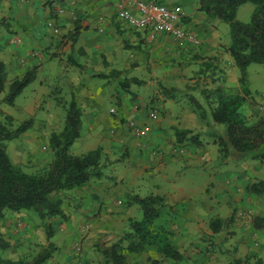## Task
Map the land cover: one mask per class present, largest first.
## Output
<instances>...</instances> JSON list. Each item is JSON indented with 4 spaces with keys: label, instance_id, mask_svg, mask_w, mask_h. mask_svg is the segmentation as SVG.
Instances as JSON below:
<instances>
[{
    "label": "crops",
    "instance_id": "crops-1",
    "mask_svg": "<svg viewBox=\"0 0 264 264\" xmlns=\"http://www.w3.org/2000/svg\"><path fill=\"white\" fill-rule=\"evenodd\" d=\"M120 1L4 0L0 3V20L4 16L8 19L7 23L0 21V62L14 77L38 66L32 83L39 81L42 73L49 89L54 84L69 90L70 101L74 99L82 111L81 136L75 142L84 139L81 145L88 148L79 155L97 148L102 152V177L93 178L85 188L74 191L72 200L77 205L71 211L64 207L69 217L67 221L72 224L76 223L75 218L91 216V239L84 242V251L90 247L93 250L91 256L81 257L83 262L79 264H104L101 249L117 240L102 244L100 237L105 233L121 237L119 235L130 232L131 219L143 216L135 197L163 198L164 207L154 227L167 233L180 252L184 253L182 250H187L197 235L214 239L219 232L213 233L211 222L218 218L223 220L221 231H224L233 214L222 218L217 215L218 211L217 214L213 211L208 186L213 183L212 188L221 189L231 201H238L241 198L236 189L243 184L245 194L253 196L247 191V185L259 178L262 171L261 164L248 165L247 160L253 154L232 155L227 160L221 159L222 181L215 177L199 187L193 183V178L181 176L193 173L197 167L204 169L220 156L215 140L217 133L224 135V128L216 125L212 112L207 116L208 110L204 109L205 105L209 110L211 105L217 106V98L212 94L205 100L202 89L220 88L227 97L241 91L239 68L227 50L231 38L219 28L225 22L208 18L199 11L200 0H156L169 7L183 8L184 27L194 31L202 43L195 46L164 34L149 42L146 32L136 31L118 18ZM76 27L80 32L75 36ZM13 39L17 48L10 52L8 41ZM60 44L67 54L62 63H59L61 57L54 54V47ZM47 47L50 50L41 53ZM113 77L119 83L125 78L143 81L142 85H136L143 95L155 93L161 98L158 90L164 85L173 87L184 97L180 94L177 98L174 93L173 99L155 102L166 113L148 123L146 113L133 107V103L145 104L147 97L132 102L123 90L119 96H113ZM250 79L248 88L253 95L254 82ZM133 88L130 86V90ZM196 93L206 104L195 98ZM251 100L247 99L242 112L248 106L254 110ZM194 101L202 105L203 117L193 108ZM114 108L122 113L120 124L112 123ZM128 122L148 129L138 137L129 130ZM176 130L191 133L179 142ZM231 204L233 208V202ZM130 241H124L122 247ZM218 245L222 247L221 242ZM71 248L74 255V245ZM124 256L123 264L185 262L173 263L154 246H146L138 253L126 252ZM78 260L75 259V263L68 260L65 264H77Z\"/></svg>",
    "mask_w": 264,
    "mask_h": 264
},
{
    "label": "trees",
    "instance_id": "trees-1",
    "mask_svg": "<svg viewBox=\"0 0 264 264\" xmlns=\"http://www.w3.org/2000/svg\"><path fill=\"white\" fill-rule=\"evenodd\" d=\"M246 3H252L255 8L250 21L244 23L237 20V11ZM199 11L205 13L208 18H217L230 25L231 43L227 50L240 71L239 94L227 97L220 88L203 92L207 98L212 94L217 98V106L210 107L213 122L224 128V135L217 133L215 140L219 146L220 157L227 160L232 155L253 154L252 157L264 161V118L259 117L251 121L241 111L251 94L247 69L251 64H264V0H200ZM79 32V27H76L74 35ZM36 74L37 67H34L11 82L5 96L7 104L15 103L16 98L35 80ZM5 81V64L0 62V94L6 89ZM132 84L142 85L143 81L125 78L120 82L123 91L135 101L137 94L130 90ZM195 107L203 117L205 111L202 105L196 102ZM7 118L11 120L10 117ZM33 123L34 120L30 118L10 129L0 120V219H3L8 211L34 212L43 223L47 239L50 241L55 235L51 221L59 218L68 220L64 209L65 201L72 199L74 191L85 188L91 179L102 177V152L100 148L82 155L70 152L75 140L81 136L83 125L82 111L73 99L69 104L62 131L54 132L50 136V162L35 173H28L13 162L7 152L6 142L30 130ZM189 133L191 132L186 130H176L177 141L182 142ZM247 191L264 203V180L250 182ZM135 200L141 207L143 216L141 219H131L130 232L124 237H119L110 247L101 249L104 264H123L124 253H138L146 246L156 247L158 252L173 263L186 261L187 257L175 247L168 234L163 230H155L154 223L161 216V209L164 207L163 198L147 196L135 197ZM222 224V220L211 222L213 233L220 232ZM252 225L255 230L264 232V212L252 218ZM126 239L131 241L123 248L121 244ZM10 247V242L0 234V264H26L22 259L3 257V252ZM54 249V244L50 242L32 264H45L52 257ZM240 263L237 261V264ZM253 264H264V261L257 259Z\"/></svg>",
    "mask_w": 264,
    "mask_h": 264
},
{
    "label": "rangeland",
    "instance_id": "rangeland-1",
    "mask_svg": "<svg viewBox=\"0 0 264 264\" xmlns=\"http://www.w3.org/2000/svg\"><path fill=\"white\" fill-rule=\"evenodd\" d=\"M3 1L4 0H0V3ZM254 8L255 6L252 3L241 5L237 11V20L244 23L249 22ZM2 20L3 23H7L8 19L4 16ZM219 28L222 34L230 36V25L228 23H223ZM8 43L10 52L17 48L15 39H13V41H8ZM63 47L64 46L61 44L54 47V54L61 57L59 58V63L65 61L67 57V54L62 51ZM47 50H50V47L42 49L41 53ZM8 66L9 65H7V67ZM35 67L38 69V66ZM247 71L248 76L251 78L250 81L254 82L251 87L254 94L248 96V100L249 98L252 99L250 102L253 103L254 110L248 106V109L243 112V115L252 121L259 117L264 118V64H251ZM5 72L6 89L0 94V120L5 122L6 126L10 129L16 128L24 120L30 118L34 120L33 127L30 130L20 135L18 138L6 142L7 152L16 165L20 166L28 173H35L50 162L52 156L49 141L50 136L54 132L62 131L67 110L72 100L70 101L69 90L61 88L59 85L52 84L51 89H49V84L47 85V82L46 84L44 83V75L41 73L40 80L27 86L24 89L25 91L17 97L15 103L9 105L5 101L8 87L15 78L22 76L25 72L16 77L11 75V72L9 74L7 68H5ZM115 77H113V82L115 84H113L114 89L112 90V95L119 96L123 87ZM45 86H47L46 89L44 88ZM131 86H134L132 91L136 92L137 100L143 96L147 97L145 104H141L140 102L137 104L133 103V107L145 112L146 115H148L149 110L156 111L158 117L160 114H165L166 111H161L159 107L154 104L155 102L173 99L174 93L177 95V98H180L179 95L182 94L176 93V89L173 87L161 85L158 90L159 94L162 95L160 98L157 97L158 94L155 93L150 95L145 93V95H143L141 88H138L135 84ZM106 87L108 86L106 85ZM257 89L260 90L258 94L255 93ZM202 90L211 92L213 89L203 88ZM124 95L132 102L134 101L131 99L130 95L125 92ZM181 97H184V95L182 94ZM195 98L202 104H206V101H202L204 99H200L199 93L195 94ZM115 99L119 100L118 97H115ZM205 100H208V98H205ZM50 102L52 103L50 104ZM107 105L106 107L108 108L109 105ZM195 105L196 102L193 103L192 106L197 110ZM204 109L209 111V113L207 111V116H209L212 108L210 107L209 110L205 105ZM32 112L35 113L33 114ZM43 112H46V114ZM7 116L10 117L11 120H9ZM121 116V111L114 108L111 113L112 123L120 124L121 120H123ZM127 127L132 131L129 122ZM83 141L84 139L75 142L71 146L70 152L74 155H79L81 152L87 151L88 148H83L81 145ZM218 159L219 160L210 162L204 169L202 167H197L194 169L193 173H187L188 175L183 173L181 176L182 178L186 176L188 177L187 179L193 178V183H196L199 187H203L207 183V180H214L215 177L220 178V181H222L224 179L222 177L224 170H222L223 164L221 162L223 161L220 156ZM247 163L249 166L261 164L262 171L258 176L259 178H255L254 181L263 180L264 161L249 157ZM243 182H245L244 179ZM212 185L213 183L208 186L207 192H209V194L207 195L211 198L213 211L216 212V214L218 211L217 215L222 218H225L226 214H228L226 216L228 217L230 213L233 214V217L224 231H220L216 236H213L214 239H208L205 238V236L200 237L197 235L189 248H187V250H182L187 257V260L182 264H237V261H240V264H253L257 259H262L264 261V232L255 230L252 225V218L264 212L263 201L255 195H246L243 184L240 185V188L236 189L239 198H241L238 199V201H231L225 192L216 187L212 188ZM140 194H142L141 191ZM231 202L234 204L233 208ZM76 205L77 202L72 199H67L64 203L65 209L70 211ZM90 219L91 216H81L78 219H74L76 222L75 224L60 218L53 219L51 223L55 229V235L49 241L47 239L45 227L36 213H12L8 211L5 217L0 219V234L11 244V247L3 252V257L13 260L22 259L26 264H32L37 256L48 247L50 242H52L56 249L53 250L52 257L45 264H65L68 263V260H72L75 263V259L77 258L79 260L76 263L79 264L83 262L81 261V257H85L86 255L91 256L90 252L93 250V248L90 247L88 250L86 249L84 251V242L91 239L89 237L91 234ZM216 220L221 219L218 218ZM222 222L224 223L223 220ZM74 226L79 229L77 232H74V230H76V228L73 229ZM80 229L82 233H79ZM119 236L124 237L125 235ZM118 238L115 236L111 237L110 234L105 233L100 237V243L113 242L118 240ZM216 242L218 243L216 244ZM219 242H221L222 247L218 245ZM65 245H67L66 248ZM73 245L75 247L73 249L75 250L74 255L71 253V247ZM69 253H71V255H69Z\"/></svg>",
    "mask_w": 264,
    "mask_h": 264
},
{
    "label": "built area",
    "instance_id": "built-area-1",
    "mask_svg": "<svg viewBox=\"0 0 264 264\" xmlns=\"http://www.w3.org/2000/svg\"><path fill=\"white\" fill-rule=\"evenodd\" d=\"M184 15L183 8L169 7L156 0H121L117 6L118 18L136 31L146 32L149 42L155 41L157 35L164 34L179 42L200 46L202 42L199 36L184 27ZM157 117L156 111L149 110L148 123L156 120ZM129 126L138 137L143 136L145 129H148L134 122H130Z\"/></svg>",
    "mask_w": 264,
    "mask_h": 264
}]
</instances>
